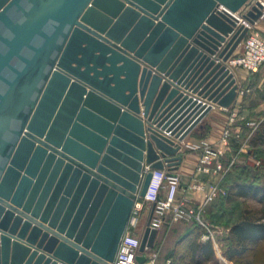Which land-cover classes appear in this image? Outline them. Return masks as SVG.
<instances>
[{
	"label": "water",
	"instance_id": "obj_1",
	"mask_svg": "<svg viewBox=\"0 0 264 264\" xmlns=\"http://www.w3.org/2000/svg\"><path fill=\"white\" fill-rule=\"evenodd\" d=\"M263 1L0 0V264H113L138 196L235 103Z\"/></svg>",
	"mask_w": 264,
	"mask_h": 264
},
{
	"label": "built area",
	"instance_id": "obj_2",
	"mask_svg": "<svg viewBox=\"0 0 264 264\" xmlns=\"http://www.w3.org/2000/svg\"><path fill=\"white\" fill-rule=\"evenodd\" d=\"M259 23L264 24V1L262 2L261 16ZM255 25L246 24L248 33L243 40V53L238 57H233L230 60V65L236 69H242L248 73H256L264 66V31L257 28ZM247 91L239 90V95H245ZM237 119V114L234 113L231 117V124ZM247 127L251 130L245 146L248 145L249 139L259 126L256 121H248ZM232 126L226 127L222 136L217 142H212L208 139H201L196 143L182 142V146L186 149L197 152L200 151L196 172L200 175L209 176L215 181L196 180L192 185L191 191L205 193V197L201 205L197 208L190 206V198L180 192L178 188L181 186V179L177 174L166 173V171L158 172L152 181L146 197L138 196L126 232L121 240L116 259L113 264H140L137 260L141 255L139 249L142 241L134 237V233L142 221L148 206L152 203L156 204L154 217L151 227L161 230V227L168 216L176 223H198L207 228V233L203 239L215 242V234L218 232L212 230L210 226L203 220V212L205 207L222 195H226V191L221 184L232 167L237 163L238 156L225 160L226 154L230 148V139L233 135ZM259 165V163H257ZM148 171V168H146ZM169 188L166 196L163 192ZM147 257V256H146ZM145 264H154L151 258L147 257Z\"/></svg>",
	"mask_w": 264,
	"mask_h": 264
},
{
	"label": "trees",
	"instance_id": "obj_3",
	"mask_svg": "<svg viewBox=\"0 0 264 264\" xmlns=\"http://www.w3.org/2000/svg\"><path fill=\"white\" fill-rule=\"evenodd\" d=\"M248 120L261 121L248 141V161L243 166L234 165L226 175L221 184L226 195L220 196L208 219L214 227L230 230L224 255L235 264L264 245V118ZM250 131L246 128L243 140ZM246 199L257 202L259 208L250 209L241 203ZM204 234L199 224L189 227L169 256L171 264H218L213 243L201 241Z\"/></svg>",
	"mask_w": 264,
	"mask_h": 264
},
{
	"label": "crops",
	"instance_id": "obj_4",
	"mask_svg": "<svg viewBox=\"0 0 264 264\" xmlns=\"http://www.w3.org/2000/svg\"><path fill=\"white\" fill-rule=\"evenodd\" d=\"M257 28L264 31V24L259 23ZM235 53V58L240 56L243 53V45H241ZM235 71L238 76L239 90L243 89L247 91L245 95H239L238 91V97L235 103L228 109L214 107L203 120L202 128H196L188 136V138L184 140V142L196 143L201 139H208L212 142H217L222 136L226 127L232 126L231 129L233 131V135L230 139V148L226 154L225 160H229L232 157L238 156V161L235 165L243 166L248 161L247 153L249 151V146H245L246 140L242 139L246 128H249L247 127L246 123L248 121H255L248 120L253 117L264 118V66L256 73H248L238 68H236ZM234 113L237 114V119L234 124H231V117ZM181 155L183 160L177 170H171L170 168H167L164 171H166L168 174H177L180 177L181 186L178 188V190L181 193L184 192L189 196L191 200L190 206L197 208L203 202L205 193H193V191H191L192 185L196 182V180L203 179L205 181H215V179L209 176L200 175L196 172L197 163L201 155L200 151L193 152L183 147ZM168 190L169 188L163 192V196L167 195ZM219 198L209 203L205 207L202 214L203 220L218 233L221 229L211 225L208 219L209 216L212 215L211 212L213 208L219 202ZM217 234H215V242L213 241L215 244L214 250L216 249V257L222 264H232L233 262L226 258L224 255L225 250L222 249L224 242L226 243L227 241L220 239Z\"/></svg>",
	"mask_w": 264,
	"mask_h": 264
},
{
	"label": "rangeland",
	"instance_id": "obj_5",
	"mask_svg": "<svg viewBox=\"0 0 264 264\" xmlns=\"http://www.w3.org/2000/svg\"><path fill=\"white\" fill-rule=\"evenodd\" d=\"M260 122L261 121L258 122L259 125H260ZM241 203H244L245 206L250 207V209H258L259 208L258 203L251 200V199L241 200ZM242 206L243 205L240 204V207H242ZM150 207L151 206H148L144 216L142 217V221H141L140 225L138 226V228L136 229V231L134 233V237L137 239H141V237H143L144 230L146 227L147 216H148ZM193 224L194 223H183V222L176 223L172 220L171 215L168 216L166 218V220L164 221V223L161 227V230L159 231V235L157 237V240H156L154 247L146 252V256L151 258L152 261H154V264H171V259L169 258L171 252L175 248L179 239L184 235L186 230L189 227H191ZM196 224H198V223H196ZM203 228L205 229V232L207 233L208 232L207 228H205V227H203ZM210 228L212 230H214V228H212V227H210ZM219 228L221 230L217 234L218 237L220 239H223L224 241H226L225 239L228 236L229 229H227L225 227H219ZM204 235H202V237H201L202 242H206L203 239ZM211 242L213 243V241H211ZM227 243L228 242H226V243L224 242L223 247H222L223 250H225ZM214 245L215 244L213 243V246ZM218 264H222L220 262V260H219ZM226 264H231V263H226ZM232 264H235V262H233ZM238 264H264V245H261L254 252H250L249 254H247V256L242 260V262H239Z\"/></svg>",
	"mask_w": 264,
	"mask_h": 264
}]
</instances>
